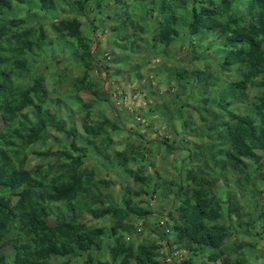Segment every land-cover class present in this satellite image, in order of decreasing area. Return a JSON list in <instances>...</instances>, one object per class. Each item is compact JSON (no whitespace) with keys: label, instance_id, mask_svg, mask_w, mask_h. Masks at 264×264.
Returning a JSON list of instances; mask_svg holds the SVG:
<instances>
[{"label":"rangeland","instance_id":"rangeland-1","mask_svg":"<svg viewBox=\"0 0 264 264\" xmlns=\"http://www.w3.org/2000/svg\"><path fill=\"white\" fill-rule=\"evenodd\" d=\"M244 1L232 0L229 13L235 6L243 7L239 3ZM196 2L227 4L224 0ZM48 5L45 11L41 0H11L9 6L0 1V77L11 80L13 88L6 101L14 106L21 93L29 94L21 110H0V179L3 174H19L14 187L0 181V212L16 215L28 198L45 191L56 198L59 190L53 174L63 175L67 161L76 162L97 172L91 183L78 188L77 197L93 204L105 182L103 202L98 206L121 210L118 217L111 213L98 221L88 209L78 219L104 228V255L97 253L102 261L121 263L118 258L110 260L109 247L122 236L135 249L150 238L156 264H224L221 258L210 259L215 251L211 248H198L193 254L186 240L171 248L166 244L167 236L174 243L178 240L180 197L195 187L193 178L202 174L213 183L214 192L223 193L221 217L210 224L217 226V236L223 234L222 227L230 226L228 211L245 227L241 233L229 229L231 236H225L224 250L230 253L227 263L240 259L242 264H264V221L254 222L255 229L247 226L250 216L264 214V146L249 143L254 159L232 157L244 167L239 172L222 151H228L229 142L218 139L222 130L216 128L222 121L216 117L221 108L207 102L208 97L231 96L227 108L236 120L240 116L263 120L264 113L259 115L253 101L262 94L264 73L249 82L241 70H222L218 60L223 57L225 40L219 29L189 34L192 0H48ZM73 19L80 23L79 35L62 30V23ZM168 22L179 34L165 42ZM39 32L46 38H39ZM81 37L90 47H81ZM17 45L37 46L18 50ZM76 55L84 60L75 63ZM242 78L246 88L238 95L232 86ZM39 82L42 92L37 94L34 87ZM38 116L45 119L41 133L33 144L23 146L21 139ZM71 120L82 151L69 148ZM124 157L127 164L121 167ZM234 195L235 203L229 200ZM60 205L52 204V213L41 211L39 219L53 225L59 218H71L72 211L66 207L62 211ZM130 205L136 212L129 211ZM12 219L2 238L6 264L15 263L17 242L22 248L24 243L19 241L23 238L17 225L20 218ZM114 226L117 235L112 233ZM33 230L28 238L39 241ZM191 258V263H184ZM86 259L85 255H49L47 264H86Z\"/></svg>","mask_w":264,"mask_h":264},{"label":"trees","instance_id":"trees-1","mask_svg":"<svg viewBox=\"0 0 264 264\" xmlns=\"http://www.w3.org/2000/svg\"><path fill=\"white\" fill-rule=\"evenodd\" d=\"M0 1L3 2L4 6H9L11 0ZM224 1L227 2L226 6L211 3H204V5H202L203 3L200 4L199 2H196V0H192L193 7L191 12H189V14H191L188 24L189 34L191 36H196L198 34H204L211 29L216 30L218 28L221 38L223 37L225 40V49H223V47L221 48L223 51V57L218 60L219 66L226 72L241 70L246 74V81L252 82L254 77L258 76L260 73H264V50L262 49L264 47V0H245L243 2L244 4L239 3L240 0H238V3L243 7L239 9L235 6L236 9L232 14L229 13L232 0L230 2L229 0ZM41 3L46 8L44 10L48 11V0H41ZM172 15L174 14L172 13ZM220 18H224L225 20L223 19L221 21ZM62 25L64 26L62 29L63 32L69 31V34L79 35L80 23L77 19L66 20ZM172 26V23L168 22L167 27L169 28L165 31L166 33H163L164 38H166L165 42L167 40L170 41L172 37H176L179 34L177 30L171 29ZM38 37L45 39L46 35L44 32H39ZM79 40L82 41V48L90 47L84 37L79 38ZM35 46L37 45H25V47L24 45H17V48L18 50L26 48H28L26 50H32ZM38 46L42 47L43 45ZM74 60L75 63H81L84 60V57H81L80 59L79 55H76ZM88 70L89 69H86V71ZM33 80L40 81L41 83L43 82L41 77H34ZM10 81L11 80L9 79H2L0 77V110L6 113L21 110L23 108L21 105L25 102V97H29L28 93H21L16 105L13 106L11 103H8L6 99L11 95V92H13ZM246 81H243V78L234 81L232 88H234L233 90H235V94L241 95L240 89L242 87L246 88ZM40 82L34 87L37 94L42 92L40 91ZM262 84L264 86V81ZM207 99L208 104L213 103L211 106L216 104L222 111H220V115L216 117L218 120L222 121V123L217 125L218 128H216L218 131L219 129L222 130L219 131L220 135H218V139L220 141L229 142L230 148L233 147L232 149L235 150L234 153L231 152L230 148L228 151L225 149H222V151L231 158V161L235 163L234 165L239 172H244V167L241 165V162L234 161L233 158H241V156L249 157L251 159L255 158V153L251 150L249 143L256 141L261 142L264 146V118L262 120L260 116L261 121L257 122L256 117L240 116L238 117V120H236V116L232 114V110H228L227 108L231 105L233 97L222 96L220 99H216V97L212 96ZM2 103H4L3 106ZM253 105L259 110V115L260 113H264V87L261 96L258 97L256 101H253ZM223 120H227V122ZM44 122L45 119L42 116H38L34 125L32 124L30 127L28 126L30 128V133L27 135L24 134L21 139L23 146H28L35 142L37 139L36 137H39L41 133L40 129ZM23 125H25V121ZM70 127L69 134H71L70 136L73 140L69 145V148L71 150L74 149L75 151H82V149L77 147L78 139L75 137L78 136L76 134L73 120H71ZM22 148L25 149L26 147ZM218 154H220L219 156L223 155L221 151H219ZM126 164L127 159L124 157L120 166L123 167ZM55 166L56 165H52V167ZM66 168L69 172L67 170L63 175L59 176L58 174H53L52 176L55 185L58 186L59 190V194H57L56 198L53 197V195H50L48 191H45L44 194L40 196L28 198L27 205H24L22 210L16 215H14V212H9V215L5 211L0 212V264H6V258L1 255V250L3 249L4 244L2 238L3 234L7 232L9 228L8 224L13 220L12 218L14 216L20 218L17 221V225H21L20 229L23 232V238L19 241L22 240V243L24 242L23 248L21 243L17 242L19 251L14 257L16 264H47L49 255H85L87 258L85 260L87 262L86 264H96L95 261H97V264L109 263V261H102L103 258L97 256L98 252L102 257L104 255L101 252L103 247L101 241L105 231L104 228L97 225V227H95L91 222L80 223L78 219L84 214L85 210L88 209L95 218L94 220L98 221L111 213H113L115 217H118L120 216L118 213H121V210L114 211L113 208V210L110 211V209H112L111 206H105V209L98 206L103 202L105 182L102 183L103 185L99 187V192L94 196V199H92L93 204L90 205L79 199L76 195L79 190L78 188H81L83 184L91 183L93 181V176H95L97 172L95 170L88 171L76 162L69 163L67 161ZM198 170H203V168L198 167ZM76 175L78 177H75ZM18 176L19 174L17 172L12 174L8 173L7 175L3 174L0 181L6 183L10 187H14L15 180ZM193 180L195 187H192V189L187 191L191 193L186 192L180 197L181 205L179 210L181 211V214L178 220H180L181 223L175 227L178 234V240L174 243L171 240V237L167 236V238H165L166 244L168 245L167 247L171 248L175 244L182 245L183 241L186 240V248L189 251H192L193 254H197L198 248H211L215 250L214 254L210 256L211 260L221 258L224 264H228L227 262L229 261L230 253L225 252L224 250V238L226 235L231 236L229 229L244 232L245 227L241 222L233 220V212L228 211L230 217L228 222L230 223V226L226 228L225 226L224 228L222 227L221 231L223 234L217 236V226L215 225L212 227L210 224L217 222L218 218L221 217L220 210L223 209V193L214 192L211 189L213 183L210 184L209 181L205 180L202 174L199 177L193 178ZM31 188L32 184L30 183L29 189ZM22 194L24 195V191H22ZM236 198L235 195L230 196L229 200L231 201L233 199V203H235L237 201ZM52 204H61L59 209H62V211L64 207H66L69 212L72 211L70 212L71 218H67V216L63 218L65 220L59 218V222L53 225L47 223L42 217L39 219L41 211H43V213L53 212L50 208ZM130 207H127L129 211L136 212V209ZM124 210L126 211V209ZM73 211H75V213H73ZM256 216L257 217L254 218L250 216V221L247 225L248 227L255 229L254 222L261 220L264 221L263 213H257ZM238 219H241V217L239 216ZM118 226L121 227V224ZM31 230H33V232L39 237V241H33L28 238L30 236L28 233H31ZM112 233L113 235H117L118 228H116V226L113 227ZM155 233H158L159 236H161L160 232L156 231ZM148 242L151 243L153 241L149 238L148 241L146 240L135 249L133 243L130 245L126 244L121 236L116 240V244L113 247H109L110 260L112 261L114 258H118L117 261L121 263L116 264H129L130 261L134 264L133 260L135 259L139 260V263L141 264H156V257L152 254V248L154 249L155 247L152 243L148 247ZM46 243L48 245H46ZM36 248L39 249V251H34ZM31 257H34V259H31ZM191 262L192 258L184 261V263ZM235 264H242V261L238 259Z\"/></svg>","mask_w":264,"mask_h":264}]
</instances>
